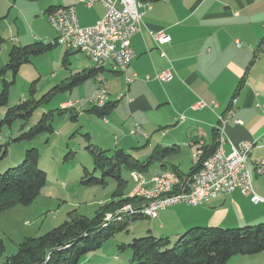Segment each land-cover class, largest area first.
<instances>
[{
    "label": "crops",
    "instance_id": "1",
    "mask_svg": "<svg viewBox=\"0 0 264 264\" xmlns=\"http://www.w3.org/2000/svg\"><path fill=\"white\" fill-rule=\"evenodd\" d=\"M74 4L77 5L82 26L94 24L106 13L102 4L96 3L88 8L80 0H14L13 5L22 12L24 6L34 10V23L38 19L43 20L49 8ZM17 26L20 28V25ZM160 31L168 33L171 42L158 46L152 32ZM46 38L51 40L52 37L47 35ZM131 46L135 56L124 72L114 71L109 66L99 71L112 83L111 86L106 85L110 101L115 102L108 118L115 115L129 128L133 122H139L145 130H156L158 133L155 135H159V140L178 146L180 152L181 143L184 142L193 156L197 148H210L216 143L219 116L227 112L232 99L236 97L235 117L240 118L243 124L236 123L235 117L231 118L226 125V136L236 145L243 140H250L256 145L248 160L253 191L244 194L236 189L210 201H222V205L230 201L233 203L231 206L236 205L238 210L241 209L238 216L222 221L191 220L174 227L160 225L158 229L149 225L148 230L175 240L197 225L234 227L264 221V173L260 174L257 170V162L264 158V0L151 2V8H146L140 31L131 39ZM161 51L165 52V56ZM73 52H69L68 59ZM168 68L173 70L171 80H158L157 74ZM84 69L87 68L82 65L78 71ZM129 78L132 80L129 81ZM201 100L208 105L194 108ZM213 101L218 105H212ZM155 135L140 137L139 140L146 141L143 146L121 147L117 144L120 146L117 148L132 154L151 152L148 150L153 146ZM159 146L160 143H157V149ZM225 148L228 153L231 152L229 141ZM140 159L153 161L143 171L148 175L171 170L162 166L166 159H159V171H151L156 160L153 154H142ZM175 165L181 168L180 162ZM239 196L246 198H241L243 203L239 201ZM246 202L254 205L248 213L242 209V204ZM165 210L153 218H158Z\"/></svg>",
    "mask_w": 264,
    "mask_h": 264
},
{
    "label": "rangeland",
    "instance_id": "2",
    "mask_svg": "<svg viewBox=\"0 0 264 264\" xmlns=\"http://www.w3.org/2000/svg\"><path fill=\"white\" fill-rule=\"evenodd\" d=\"M13 4L14 0H0V70L4 69L8 63L10 52L15 45L52 42L56 33L53 25L46 19L47 16L43 20L38 19L37 22L32 23L36 15L34 10L24 6V12H22ZM47 35L52 37L51 40L46 38ZM65 48L62 45H56L44 53L30 54V59L21 64L15 77L11 69L0 74V94L5 83L9 85V101L0 107V151L7 150V155L0 161V172L21 163L26 151L36 147L40 151L39 166L48 174L47 185L33 203L27 206L18 204L0 213V241L4 242L5 255L15 253L19 243L26 237L43 235L76 214L95 216L96 211L110 201L114 193L119 190L118 176H121L125 182L124 193L130 192L131 196L139 181L138 175L132 174L131 168L125 163L121 164L120 169L116 167L114 171L97 167L93 154V150L99 148L110 149L108 156H112L111 150L120 146H143L145 139L139 140L140 137L131 135V126L129 128L115 115H110L109 118L107 116L105 121L104 117L89 113L86 111L90 107L88 103L78 106L79 108L61 110L63 101L91 97L96 89L93 77L80 84L71 85L80 66L85 65L87 69H91L96 65L80 51H74L70 55L71 58L64 61L67 51ZM101 76L104 77L102 74ZM109 84L112 85L106 80V85L109 86ZM58 85L63 89H59ZM32 96L43 101L29 119L17 117L11 124L2 123L9 108ZM81 110H83L82 113H80ZM45 113H51L53 132L41 133L31 139L13 140L38 123ZM146 129L149 136L158 133L156 130ZM159 139V135H155L153 146L148 150L151 152L145 151L142 154L150 156L156 153L155 155L158 156L159 151L164 148H173L164 158L167 161V168L171 169L173 164L180 162L181 171L185 174L190 173L196 162L188 146L184 142L181 143L180 152L178 146L163 143V140ZM157 143H160L159 149H157ZM142 154L141 152L133 153L132 161L140 159ZM159 169V160H155L151 171H159ZM162 171L173 172V170ZM92 177H104L105 185L95 183L87 185L82 182ZM243 196H239L241 203H243L242 199H246ZM246 203L242 204V209L248 213L253 210L254 205ZM230 204L233 203L227 201L222 205V201L207 202L198 206L178 203L168 207L158 218L136 219L127 229L104 242L97 250L85 255L80 264H129L132 251L129 248L123 249L121 245L147 234L149 225L158 229L160 225L174 227L191 220L233 219L241 213V209L238 210L236 205ZM244 226L246 225L234 227ZM228 264H264V251L252 255L237 254Z\"/></svg>",
    "mask_w": 264,
    "mask_h": 264
},
{
    "label": "trees",
    "instance_id": "3",
    "mask_svg": "<svg viewBox=\"0 0 264 264\" xmlns=\"http://www.w3.org/2000/svg\"><path fill=\"white\" fill-rule=\"evenodd\" d=\"M140 1L154 2L157 0ZM52 9L49 8L46 13ZM53 41L35 42L24 46L15 45L10 52L8 63L4 69L0 70V74L11 69L15 77L21 64L30 59V54L44 53L58 45ZM70 51L67 49L64 61L68 60ZM95 65L91 69L78 71L73 77L71 85L80 84L91 77L95 78L102 69L99 68L101 65ZM109 65L111 66L110 63ZM101 77L106 84L105 76ZM57 87L63 89L60 85ZM8 101L9 85L5 83L0 94V107L6 105ZM42 101L43 99H37L35 96L21 101L13 108L8 109L2 123L11 124L17 117L29 119ZM67 101L61 103L62 111L71 108L63 106ZM89 106L86 109L89 113L107 117L115 106V102L110 101L109 98L102 107ZM82 112L83 110L80 113ZM50 116L51 113H45L38 123L29 127L27 131L13 140L31 139L41 133L53 132ZM141 136L148 138V134H141ZM211 146L205 148L202 159L196 161L190 173H183L175 164L172 165V173L179 176L182 183H185L189 175L200 168L204 158L216 148L217 142ZM171 149L173 150V148L166 147L159 151L160 155L157 156L155 153L153 157L156 160L164 159L171 153L169 151ZM109 151L110 149L103 150L101 148L93 150L97 167L103 170L109 168L114 171L116 167L120 169L121 164L125 163L127 167L131 168V172L136 170V172L145 173L143 171L153 162L149 159L132 161L133 154L123 148L111 150L112 156H108ZM6 155L7 150L0 151V161ZM39 161L40 151L38 148L32 147L26 151L25 158L21 163L0 172V213L18 204L30 205L40 195L48 183V174L39 166ZM162 166L168 167L167 161H163ZM85 172L88 173L87 169ZM164 172L169 171H162V173ZM118 178L120 181L119 190L114 193L110 201L96 211L95 216L76 214L70 220H66L43 235L26 237L19 243L18 250L11 255H5L6 248L1 240L0 264H80L85 255L97 250L104 242L127 229L132 221L144 217L150 218L144 211L142 197L131 196L130 192L124 193L125 182L121 176ZM82 182L87 185L94 183L105 185L106 179L92 177L84 179ZM121 247L129 248L132 251L129 264H227L237 254L252 255L264 251V221L257 225L244 227L197 225L187 229L178 236L177 240L168 236L156 235L148 230L147 234L134 238L131 242L122 244Z\"/></svg>",
    "mask_w": 264,
    "mask_h": 264
},
{
    "label": "built area",
    "instance_id": "4",
    "mask_svg": "<svg viewBox=\"0 0 264 264\" xmlns=\"http://www.w3.org/2000/svg\"><path fill=\"white\" fill-rule=\"evenodd\" d=\"M80 3L88 8L100 3L105 8L106 13L97 22L88 26L80 25L77 5L75 4L54 7L46 13L50 23L51 21H58V30H55L56 35H67L70 48L66 49L84 53L93 63L101 64V68L109 66L112 70L118 71V67L110 66L106 60L101 59L102 46L110 45V52L121 58L128 68L135 56L131 39L140 31L146 8H151V2L140 0H80ZM152 35L158 42V46L171 42V36L164 31L152 32ZM54 41L56 42V37ZM237 44L240 45L239 40H237ZM161 52L165 56V52ZM173 75L172 68H168L158 73L157 79L168 81ZM128 80L131 81L132 79L129 78ZM95 82L96 90L93 96L75 101L68 100L64 104H71V108H79L78 106L85 103L97 107L104 106L109 99V91L105 82L101 81V73L97 74ZM207 105V102L201 100L193 107L200 108ZM212 105H218V102L213 101ZM236 111L237 98L234 97L227 112L219 116L216 126V148L204 158L200 168L189 175L185 183L168 184V177H162V171L148 175L132 170V174H139L141 177V184H138L137 192H160V199L142 198L143 201H149V208L154 210L156 217L161 210L178 203L198 206L230 194L236 189L244 194L253 191V183L250 182L249 178V158H246V147L250 140H243L236 145L226 136V125L231 118L236 116ZM104 119L107 121L106 117ZM235 121L238 124H243L240 118L235 117ZM130 134L141 137V134H148V132L139 122H133ZM228 141L232 146L230 153L225 148ZM204 152V148H197L193 157L197 161L201 160ZM257 168L261 170V174L264 173V158L257 162Z\"/></svg>",
    "mask_w": 264,
    "mask_h": 264
},
{
    "label": "bare ground",
    "instance_id": "5",
    "mask_svg": "<svg viewBox=\"0 0 264 264\" xmlns=\"http://www.w3.org/2000/svg\"><path fill=\"white\" fill-rule=\"evenodd\" d=\"M51 24L53 25L55 30H58V21H51ZM56 42L59 45L65 46L66 48H70V41L66 34H57ZM101 59L106 60L108 64L110 63L111 66L118 67V69L120 70H125L127 68L125 65V62H122L121 58L116 57V55L113 54V52H110V45L102 46ZM95 64L101 65L99 63H95ZM101 81H103L102 77H101ZM68 105L71 107V104H68ZM143 135H146V134H143ZM255 146H256L255 142L249 141L246 147V158L249 157V154L251 153V151L253 150ZM257 170L261 174V170H259V168H257ZM138 177H139V181L136 187L133 189L132 194L139 195L142 198L160 199V192H154V191L137 192L138 184H141V177L139 174H138ZM162 177H168V184H182L181 178L177 176L175 173L164 172L162 173ZM249 178H250V173H249ZM250 182L252 183L251 178H250ZM143 205H144L143 206L144 211L149 217H152V218L156 217L154 210L152 208H149V201L144 202Z\"/></svg>",
    "mask_w": 264,
    "mask_h": 264
}]
</instances>
